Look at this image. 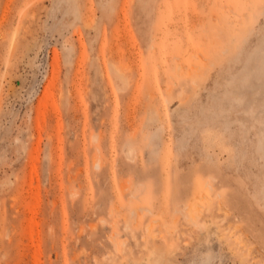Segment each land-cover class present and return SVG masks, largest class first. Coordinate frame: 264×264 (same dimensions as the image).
I'll use <instances>...</instances> for the list:
<instances>
[{
  "label": "rangeland",
  "instance_id": "374dc122",
  "mask_svg": "<svg viewBox=\"0 0 264 264\" xmlns=\"http://www.w3.org/2000/svg\"><path fill=\"white\" fill-rule=\"evenodd\" d=\"M0 264H264V0H0Z\"/></svg>",
  "mask_w": 264,
  "mask_h": 264
},
{
  "label": "bare ground",
  "instance_id": "6f19581e",
  "mask_svg": "<svg viewBox=\"0 0 264 264\" xmlns=\"http://www.w3.org/2000/svg\"><path fill=\"white\" fill-rule=\"evenodd\" d=\"M181 64V63H180ZM182 65H180V67H181Z\"/></svg>",
  "mask_w": 264,
  "mask_h": 264
}]
</instances>
